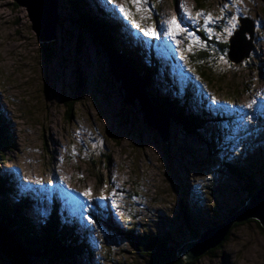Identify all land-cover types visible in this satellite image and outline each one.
I'll use <instances>...</instances> for the list:
<instances>
[{
    "label": "rangeland",
    "instance_id": "obj_1",
    "mask_svg": "<svg viewBox=\"0 0 264 264\" xmlns=\"http://www.w3.org/2000/svg\"><path fill=\"white\" fill-rule=\"evenodd\" d=\"M94 1L117 22L114 25L120 40L132 34L137 40L139 32L149 39L144 43L155 40V47L166 54V46L172 45V65L184 70L185 79L186 70L194 71L198 83L203 85V90L195 86L204 102L220 106L218 109L231 114L236 122L229 134L217 140L211 152L196 135L184 137L181 129L173 125L168 144L146 135L149 129L137 121L136 129L128 120L129 125L124 123L122 107L115 106L114 98L107 95L123 98L122 82L116 81L107 59L89 42L81 49L80 27L69 22L64 1L58 0L61 23L56 32L54 57L46 61L44 46L32 29L28 11L14 0H0V114L10 126L5 132L10 134L9 143L1 149L6 164L0 161V175L15 179L21 189L36 197L42 189L50 194L55 191L64 208L69 205L79 211L77 201L83 205L81 220L76 218V223L91 232L88 236L97 248L91 258H80L78 264H149V258L115 233L117 226L124 229L135 223L141 231H162V222L167 225L169 219L176 223L182 186L204 187L208 198V189L216 178L225 190L220 211L227 215L245 194L243 186L236 185L238 181L218 177L223 160L246 161L243 168L254 169L258 182L262 180L259 172L264 173V0H142L139 5L131 0ZM121 6L129 9L141 28L154 29L159 39L127 25L129 22L118 13ZM172 17L185 29L176 34L175 41L167 35L165 23ZM243 18H249L254 25L250 57L240 64L230 62L224 52L217 60L213 58V41L229 42ZM246 37L250 39L249 34ZM161 50L157 55L164 58ZM199 51L209 54L206 65L213 67L208 69L209 77L202 76L192 63V56ZM116 55L123 66H128L120 54ZM175 67L167 75L183 88L184 84L179 83L183 79H179ZM101 71L112 79L114 89H109L108 84L106 91L102 89L101 80L97 82ZM80 73L86 78L84 90L79 86ZM143 91L149 99L148 89L143 87ZM242 129L250 135L240 145L237 137ZM211 155L213 158H208ZM204 156L205 160H201ZM201 163H206V167ZM18 188L9 186L17 193ZM5 193L9 194L7 190ZM86 201L107 203L110 209L106 215L112 216L110 221L116 227L111 229L100 223L95 208L92 216L96 217L88 219ZM37 207L38 203L29 216L36 223H43L42 211ZM236 224L239 225L234 226L229 241L222 247L187 263L264 264V227L256 222ZM176 227L181 229V225ZM5 263L0 257V264Z\"/></svg>",
    "mask_w": 264,
    "mask_h": 264
},
{
    "label": "trees",
    "instance_id": "obj_2",
    "mask_svg": "<svg viewBox=\"0 0 264 264\" xmlns=\"http://www.w3.org/2000/svg\"><path fill=\"white\" fill-rule=\"evenodd\" d=\"M60 1H64L63 3H65L69 22L75 23L77 27H80L81 31L74 25L76 30L81 32L80 34L82 35L80 36L81 40L78 41L81 49L88 42V37H91L96 44L101 45L106 50L111 52L117 51V54L123 53V57L128 65L137 70L138 73H142V85L155 92L157 98L153 97L151 92H149L151 101L167 112L168 116H171L172 124L181 129L185 134L184 137L192 133L197 134L199 139L206 144L209 152H211L210 150L214 148L216 141L221 137L213 129L210 115L207 121H205L202 118L205 114L196 115L189 107L192 99L196 101L203 100L195 84L189 81L188 85L182 88V91H186L187 94H180L181 90L177 89L176 83L172 82L164 73L168 72L167 67L169 64H167V67L164 65V61L159 64L164 67L157 66L156 63L153 64L150 60V52L147 51L149 49L148 46L135 41L133 37L120 40L118 31L114 25L117 22L111 18L112 15L108 14L109 20L105 22L101 19L106 13L96 7L94 3L91 6L87 0ZM150 6L152 7L151 4ZM86 33L88 37L84 36ZM82 37L85 39L83 40ZM120 37L123 36L120 35ZM213 43L215 45L214 51L216 52L213 58L217 60L223 52L228 58L230 43L221 44L218 43L217 39ZM54 47L55 43L44 45L43 57L46 61L53 59ZM208 55L207 52L199 51L191 59L195 68H199L198 71L204 77H209L210 71L208 72V69L211 70L213 68L210 64L208 67L206 65L207 60L210 59ZM161 75H165L164 79ZM101 78L98 75L97 82ZM79 81L80 88L84 90L86 88V78L82 73L79 75ZM101 84L103 85L102 80ZM212 113L216 117L220 115V119L224 123L221 129L226 135L229 134V128L235 123L231 114L223 111V109H215ZM70 117H72V113ZM4 118L5 116L0 114V161L2 162H6V160L1 153V149L3 145L9 143L8 138L10 136V134L5 133L10 129V126ZM224 119H227V121H224ZM230 131H233V129ZM223 150L225 148L218 149L220 152ZM208 158H213V156L211 155ZM201 160H205V156ZM236 160L237 158L231 161L223 160L218 171V177H231L235 181H238L236 185L243 186V194H245V197L227 215H223L220 211L221 205L224 203L225 194L223 193L225 190H223V183H217L216 178L210 184V189H208L210 195H208V198L205 197L208 192L204 191H207L204 187H199L198 189L192 187L190 184L186 190V187L182 186L181 195H183V198L179 205V214L175 219L176 223L169 219L167 225H163L162 222V231L159 229L157 233L151 232V230L141 231L139 230V226L134 223L128 227L125 226L124 229L116 227L117 235L128 239L138 253L142 252L144 257L149 258V264H188L185 261L186 257L181 255L182 248L190 242L199 241L206 232L228 222L248 204L258 190L264 188V173L262 170L259 172L262 180L258 182L256 179L257 173L254 169L243 168L244 162H235ZM200 165L204 167L206 163H201ZM6 181L7 178L0 175V198L4 197L5 199L4 201H0V254L8 257L9 261L13 264H41L44 262H47V264H78L80 258H91L93 256L94 246L88 245L87 241L77 242L78 239L74 240L71 230L59 223L57 210L56 216L55 212L52 211L51 216L43 223H36L35 219L29 216L31 205L34 203L29 202V199L22 197L20 193L9 189L4 183ZM6 188L9 190V194L4 192ZM206 204H211V206L207 207ZM126 219L129 218L127 217ZM251 220L246 221V223L256 222L260 227L262 226L260 221L256 219L254 221ZM176 224L181 225L182 230H178ZM238 225L234 224L235 227ZM234 226L230 230L226 240L217 248L222 247L229 241ZM217 248L208 253H213L215 250H218ZM139 256L142 257L140 254Z\"/></svg>",
    "mask_w": 264,
    "mask_h": 264
},
{
    "label": "water",
    "instance_id": "obj_3",
    "mask_svg": "<svg viewBox=\"0 0 264 264\" xmlns=\"http://www.w3.org/2000/svg\"><path fill=\"white\" fill-rule=\"evenodd\" d=\"M14 1L19 7L25 8L28 11L32 29L35 31L40 44L44 46L45 44H51L53 41L56 44V32L61 23L58 0ZM240 22L241 26L239 30L230 39L228 58L234 64H240L248 59L253 50V22L249 18H243ZM246 34H249L251 37L250 41L246 39ZM67 36L71 37L72 34L67 33ZM88 42L97 49L103 58L107 59L106 63L116 81L122 82V88L125 90L123 98L121 95H107L110 98H114L115 106L119 105L122 107L125 114L123 115L124 123L129 125L128 120L136 129L135 121H137L149 129L146 135H151L154 139L160 138L164 143L168 144L171 138L172 120L150 103L143 91L142 81L138 74L127 66H123L114 52L108 51L101 45L96 44L91 37L88 39ZM52 60L50 59L49 61ZM99 75L102 77V89L104 87L106 91L107 84L109 89L114 87L112 79L107 77L105 71H101ZM250 219L260 221L262 227H264V188L258 190L248 204L228 222L206 232L199 241L186 244L181 250V255L186 257V262H192L200 258L220 246L226 240L234 224L246 222ZM0 257L6 260L5 264H13L5 255L0 254Z\"/></svg>",
    "mask_w": 264,
    "mask_h": 264
},
{
    "label": "snow or ice",
    "instance_id": "obj_4",
    "mask_svg": "<svg viewBox=\"0 0 264 264\" xmlns=\"http://www.w3.org/2000/svg\"><path fill=\"white\" fill-rule=\"evenodd\" d=\"M141 2H142V0H131V3H133L134 5H139ZM181 7H183V6L181 5ZM119 11L121 13H123L124 16L126 18H128L132 22L134 27H136L137 29L142 31L145 36H148V37H151V38H155V39H159V35L154 29H152V28H149V29L141 28V26L138 23H136V21L134 19H132V15H131V12L129 11V9L121 6L119 8ZM197 15H200V14L198 13ZM189 18H191V16H189ZM233 19H235V18H233ZM165 23L168 26L167 35H169L174 41L176 39V34L177 33L185 31V29L181 28L180 24L177 23V20H176L175 17H172L171 19H168L167 21H165ZM88 195H90V193H88Z\"/></svg>",
    "mask_w": 264,
    "mask_h": 264
},
{
    "label": "clouds",
    "instance_id": "obj_5",
    "mask_svg": "<svg viewBox=\"0 0 264 264\" xmlns=\"http://www.w3.org/2000/svg\"><path fill=\"white\" fill-rule=\"evenodd\" d=\"M108 3V2H107ZM110 5V4H109ZM91 6H92V4H91ZM119 13V12H118ZM121 15V14H120ZM101 20H103V21H108V20H106V18H104L103 16H102V19ZM123 20H124V18H123ZM128 25V24H127ZM132 32H134L133 31V29H132V31H131V33ZM132 37H133V35H131ZM130 36V37H131ZM137 40L135 39V41H137V42H141L143 45H145L144 44V42L142 41V38H138V33H137ZM141 40V41H140ZM167 52L169 53V54H166L164 51H163V54H164V58L163 57H157V58H150V60H151V62L153 63V64H157V66L162 62V61H164V65L167 67V64H169V66H171V64H172V60H171V58H170V52H169V50H168V48H167ZM152 53V52H151ZM120 54V57H121V59L122 58H124L123 56V53L121 54V53H119ZM158 56V55H157ZM149 59V58H148ZM125 60V59H124ZM127 63V62H126ZM128 64V63H127ZM135 64H137V62H135ZM160 67H164L163 65H159ZM169 66L167 67L168 68V70H170L169 69ZM128 68H130V69H132L133 71H135L139 76L140 75H142V73H138L134 68H131L129 65L127 66ZM142 82H143V80H142ZM142 87H144L143 85H142ZM145 89H148V91L149 92H151V94H152V96L153 97H155L156 98V94H155V92L154 91H152L151 89H149L148 87H144ZM147 94H148V97L150 96L149 95V93L147 92ZM149 99L151 100V97H149Z\"/></svg>",
    "mask_w": 264,
    "mask_h": 264
},
{
    "label": "bare ground",
    "instance_id": "obj_6",
    "mask_svg": "<svg viewBox=\"0 0 264 264\" xmlns=\"http://www.w3.org/2000/svg\"><path fill=\"white\" fill-rule=\"evenodd\" d=\"M252 42H253V40H252ZM115 54H117L118 52L117 51H115L114 52ZM251 55V54H250ZM122 60L124 61V62H126L125 60H124V58H122ZM137 71V70H136ZM263 89V88H262ZM263 91H264V89H263ZM264 93V92H263ZM262 94V93H261ZM261 101V100H260Z\"/></svg>",
    "mask_w": 264,
    "mask_h": 264
}]
</instances>
